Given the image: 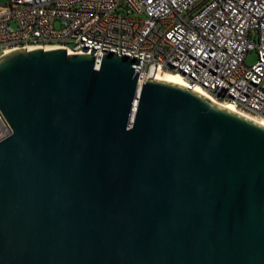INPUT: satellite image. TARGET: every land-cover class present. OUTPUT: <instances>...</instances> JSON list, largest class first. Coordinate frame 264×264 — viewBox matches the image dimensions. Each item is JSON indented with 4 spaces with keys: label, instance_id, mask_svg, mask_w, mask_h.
I'll use <instances>...</instances> for the list:
<instances>
[{
    "label": "water",
    "instance_id": "1",
    "mask_svg": "<svg viewBox=\"0 0 264 264\" xmlns=\"http://www.w3.org/2000/svg\"><path fill=\"white\" fill-rule=\"evenodd\" d=\"M134 64L0 57V264H264V124Z\"/></svg>",
    "mask_w": 264,
    "mask_h": 264
},
{
    "label": "built area",
    "instance_id": "2",
    "mask_svg": "<svg viewBox=\"0 0 264 264\" xmlns=\"http://www.w3.org/2000/svg\"><path fill=\"white\" fill-rule=\"evenodd\" d=\"M19 48L127 55L146 79L179 72L188 87L264 119V0L0 2V57ZM12 133L0 110V142Z\"/></svg>",
    "mask_w": 264,
    "mask_h": 264
},
{
    "label": "bare ground",
    "instance_id": "3",
    "mask_svg": "<svg viewBox=\"0 0 264 264\" xmlns=\"http://www.w3.org/2000/svg\"><path fill=\"white\" fill-rule=\"evenodd\" d=\"M84 53H92V54H95L93 51H90V50L84 51ZM157 76H163V77L170 78V79H173V80H177L179 82H182V83L187 84L184 76L181 73H179V72H172V71H168V70H161L157 74ZM195 90L203 93L204 95L208 96L209 98H211L215 102H218L214 97H212L209 93H207L203 88L196 87ZM218 103H220V102H218ZM221 104H223V103H221ZM223 105L226 106L227 108H230L232 110L238 111V109L233 104H231V103H224ZM238 112H240V111H238ZM247 116H249V115H247ZM254 119H256V118H254ZM256 120H258L262 124H264V119H256Z\"/></svg>",
    "mask_w": 264,
    "mask_h": 264
},
{
    "label": "rangeland",
    "instance_id": "4",
    "mask_svg": "<svg viewBox=\"0 0 264 264\" xmlns=\"http://www.w3.org/2000/svg\"><path fill=\"white\" fill-rule=\"evenodd\" d=\"M7 0H0V2L4 3L6 2ZM256 60V54L255 53H251L248 58H247V62L248 63H254Z\"/></svg>",
    "mask_w": 264,
    "mask_h": 264
}]
</instances>
